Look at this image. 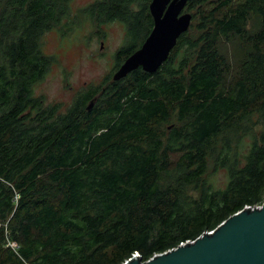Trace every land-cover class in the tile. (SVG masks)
<instances>
[{
	"label": "trees",
	"instance_id": "1",
	"mask_svg": "<svg viewBox=\"0 0 264 264\" xmlns=\"http://www.w3.org/2000/svg\"><path fill=\"white\" fill-rule=\"evenodd\" d=\"M150 1L83 9L123 24L115 70L150 34ZM70 3L0 0V264L145 262L263 204L264 0H188L189 29L156 72L107 77L63 107L34 86L54 64L43 36L78 17ZM227 40L248 47L233 70Z\"/></svg>",
	"mask_w": 264,
	"mask_h": 264
},
{
	"label": "water",
	"instance_id": "2",
	"mask_svg": "<svg viewBox=\"0 0 264 264\" xmlns=\"http://www.w3.org/2000/svg\"><path fill=\"white\" fill-rule=\"evenodd\" d=\"M188 0H151L153 27L139 49L112 75L113 81L141 68L151 74L167 60L177 39L187 32L191 15L183 12ZM95 98L90 101V110ZM126 264H264V203L260 209H243L223 221L211 234L142 262Z\"/></svg>",
	"mask_w": 264,
	"mask_h": 264
},
{
	"label": "rangeland",
	"instance_id": "3",
	"mask_svg": "<svg viewBox=\"0 0 264 264\" xmlns=\"http://www.w3.org/2000/svg\"><path fill=\"white\" fill-rule=\"evenodd\" d=\"M95 1L71 0L72 17L78 16L74 24L71 22V30L64 32L58 28L43 36V53L52 56L54 64L34 86V95L41 96L47 104L59 103L67 107L76 95L83 90L97 89L116 71L114 55L124 43L125 29L117 21L99 23L83 14V9ZM256 25L257 19L252 17L248 27L253 31ZM219 49L227 57L232 70L248 51V47L239 41L229 40L223 41ZM162 129L166 130V126ZM225 177V170H218L210 174L208 181L222 189Z\"/></svg>",
	"mask_w": 264,
	"mask_h": 264
},
{
	"label": "built area",
	"instance_id": "4",
	"mask_svg": "<svg viewBox=\"0 0 264 264\" xmlns=\"http://www.w3.org/2000/svg\"><path fill=\"white\" fill-rule=\"evenodd\" d=\"M261 205H262V204H261ZM261 205L253 206V207H250V205H249L248 207H245L244 209H260V208H261ZM212 232H213V231H211V232H207V233L211 234ZM192 242H194V241H187V242L181 243L180 246L185 245V244H187V243H192ZM9 246H10L12 249H14V248L16 247V245L13 244V243H9ZM169 251H170V250H169ZM134 257H138V255H137V254L132 255V257H131L130 259L126 260L125 262H123V264L128 263V261L131 260V259L134 258ZM154 257H155V256H154Z\"/></svg>",
	"mask_w": 264,
	"mask_h": 264
}]
</instances>
